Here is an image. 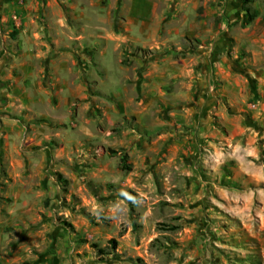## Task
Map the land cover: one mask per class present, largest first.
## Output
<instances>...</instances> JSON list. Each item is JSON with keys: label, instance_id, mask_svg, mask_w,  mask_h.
Returning <instances> with one entry per match:
<instances>
[{"label": "rangeland", "instance_id": "1", "mask_svg": "<svg viewBox=\"0 0 264 264\" xmlns=\"http://www.w3.org/2000/svg\"><path fill=\"white\" fill-rule=\"evenodd\" d=\"M227 1L33 0L75 64L8 117L21 150L0 120V264H264V60L223 59Z\"/></svg>", "mask_w": 264, "mask_h": 264}, {"label": "crops", "instance_id": "2", "mask_svg": "<svg viewBox=\"0 0 264 264\" xmlns=\"http://www.w3.org/2000/svg\"><path fill=\"white\" fill-rule=\"evenodd\" d=\"M0 0V120L10 126L11 133L6 138L12 149L17 148V138L12 130L17 121L12 114L47 117L41 108V92H47L50 85L62 89L65 83H55L56 77L67 75L70 61L75 64L73 50L66 47L73 42L70 28L65 21L63 9L50 2L34 3L26 0L23 4L15 0L1 3ZM260 15L244 28L238 26L246 16L241 0H228L223 17L218 21L215 41L223 45V59L244 58L252 65L264 60V11L253 3ZM75 7V6H74ZM207 14H216L210 10ZM231 45L232 46L231 48ZM58 48H60L58 50ZM229 54V55H228ZM75 69V68H74ZM50 84V85H49ZM9 92L7 97L1 95ZM48 93V92H47ZM12 151V150H11Z\"/></svg>", "mask_w": 264, "mask_h": 264}, {"label": "trees", "instance_id": "3", "mask_svg": "<svg viewBox=\"0 0 264 264\" xmlns=\"http://www.w3.org/2000/svg\"><path fill=\"white\" fill-rule=\"evenodd\" d=\"M241 1H242V9L246 16V19L241 23V26L245 27L246 25L251 24L260 15V13L253 6L255 0H241ZM36 122H46V120L39 119L36 120ZM110 152L113 155L119 156L121 169L125 171L131 170L132 166L131 163L129 162V155L125 150L110 149ZM58 180L61 183L67 184V179H65L61 174H58ZM111 243H113L114 247H116L115 239L111 240Z\"/></svg>", "mask_w": 264, "mask_h": 264}]
</instances>
